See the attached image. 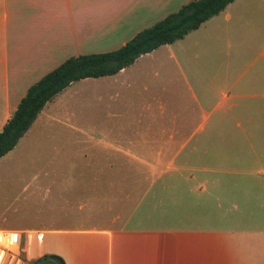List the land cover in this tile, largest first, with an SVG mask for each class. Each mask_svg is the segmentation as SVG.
<instances>
[{"label":"rangeland","instance_id":"rangeland-1","mask_svg":"<svg viewBox=\"0 0 264 264\" xmlns=\"http://www.w3.org/2000/svg\"><path fill=\"white\" fill-rule=\"evenodd\" d=\"M211 26L203 23L138 58L118 85L111 76L80 80L47 103L13 150L0 158V230L59 224L52 218L67 203L76 210L93 203V183H99V199L106 203L108 192L123 202L125 193L129 201L139 200L142 190L126 188L139 180L124 168L156 159V146L164 141L152 140L170 134L193 137L175 158V148L166 151L163 164L173 159L175 166L196 170L185 173L195 177L204 170L217 178L210 171L219 167L237 172L222 175L219 184L232 188L222 191L221 202L212 197L220 195L219 188L199 197L188 191L189 184L173 190L163 199L157 227L264 230V52L255 36L240 41L234 27ZM212 30L218 35H209ZM118 47H90L81 55ZM122 82L128 86L112 88ZM109 165L115 166L111 173ZM75 166L98 172H64ZM116 166H124L122 172H115ZM169 176L163 180L174 188L178 182ZM231 204L239 211L226 212ZM24 252L22 244L20 261L10 258L6 264H29Z\"/></svg>","mask_w":264,"mask_h":264},{"label":"crops","instance_id":"crops-1","mask_svg":"<svg viewBox=\"0 0 264 264\" xmlns=\"http://www.w3.org/2000/svg\"><path fill=\"white\" fill-rule=\"evenodd\" d=\"M190 1L193 0H0V131L28 88L65 60L81 55L90 47L120 48L139 31ZM204 24H212L211 29L218 27V30L234 27L236 39L240 37V41L255 36L257 43L261 41L260 48L264 52V0H234ZM213 34L218 35L212 30L209 35ZM127 68L112 75L111 82L118 85L120 75L126 73ZM125 85L122 82L112 88ZM192 137V134L187 137L170 134L166 139L156 137L153 142L164 141L156 146V159L124 168L139 180L126 187L132 191L142 190L138 193L139 200L129 201L125 193L123 202L108 192L106 203L105 199H99V183H93L90 194L96 198L88 197L94 199L93 203L87 201L86 210L83 203L77 210L67 203L59 217L52 218L59 224L10 231L20 235L18 251L21 253L24 244L26 262L52 254L61 257L65 264H264V230L157 227L163 199L178 192L182 184H189L188 191L196 197L206 193L212 196L211 190L219 188L220 195L212 197L220 202L226 195L224 190L232 188H226L219 181L224 173L236 170L213 168L210 172L218 174L217 178L200 170L198 173L203 175L195 177L191 174L197 173L196 170L175 166L171 164L173 159L163 164L166 151L175 148L171 151L175 158ZM125 140L128 141L126 137ZM192 149H197L196 145ZM112 167L115 166L109 165V173ZM116 167L115 172H122L124 166ZM86 171L98 172L95 168L81 166L66 168L64 172ZM165 175H170L178 185L169 187L163 180ZM142 180L146 186L140 183ZM234 210L239 211L237 204L232 210L225 209L226 212ZM189 219L187 216L184 220Z\"/></svg>","mask_w":264,"mask_h":264},{"label":"trees","instance_id":"trees-1","mask_svg":"<svg viewBox=\"0 0 264 264\" xmlns=\"http://www.w3.org/2000/svg\"><path fill=\"white\" fill-rule=\"evenodd\" d=\"M234 0H193L182 5L152 26L139 31L120 48L98 54L71 57L30 86L11 118L0 131V158L17 145L43 107L72 83L117 74L138 58L163 45L172 44L197 30L221 13ZM29 264H65L52 254L43 255Z\"/></svg>","mask_w":264,"mask_h":264},{"label":"built area","instance_id":"built-area-1","mask_svg":"<svg viewBox=\"0 0 264 264\" xmlns=\"http://www.w3.org/2000/svg\"><path fill=\"white\" fill-rule=\"evenodd\" d=\"M20 235L15 232L0 230V264H6L10 258H17L19 255ZM21 245V242H20Z\"/></svg>","mask_w":264,"mask_h":264}]
</instances>
